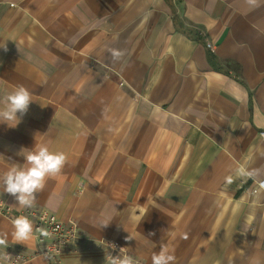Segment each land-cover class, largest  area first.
Masks as SVG:
<instances>
[{
  "label": "crops",
  "instance_id": "obj_1",
  "mask_svg": "<svg viewBox=\"0 0 264 264\" xmlns=\"http://www.w3.org/2000/svg\"><path fill=\"white\" fill-rule=\"evenodd\" d=\"M3 43L0 101H34L0 124V173L35 143L68 160L31 208L0 186V255L46 264L11 236L46 209L78 228L62 264H264V0H0Z\"/></svg>",
  "mask_w": 264,
  "mask_h": 264
},
{
  "label": "clouds",
  "instance_id": "obj_2",
  "mask_svg": "<svg viewBox=\"0 0 264 264\" xmlns=\"http://www.w3.org/2000/svg\"><path fill=\"white\" fill-rule=\"evenodd\" d=\"M0 48L7 51L6 43L0 44ZM34 101L32 93L24 86L14 87L0 101V124L15 128L21 123L27 114L30 104ZM23 164L11 162L7 170L0 173V186L4 193L14 197L16 203L23 208H31L36 202L37 194L42 191L50 178L62 173L68 157L63 151L50 150L44 143L36 144L27 150L23 155ZM240 175L252 177L255 170L239 169ZM259 188L264 189V181L259 183ZM110 221H101L99 227H107ZM13 231L11 232L14 243L25 244L33 236L34 231L47 235L43 228H35L33 222L26 216L20 215L11 221ZM128 239H131L130 236ZM9 246V234L0 232V248L6 249ZM115 248V245H111ZM113 256L108 254V264H135L133 258L127 254ZM11 256L5 251L0 255V261L5 264L10 262ZM174 257L165 250L154 253L152 264H172Z\"/></svg>",
  "mask_w": 264,
  "mask_h": 264
},
{
  "label": "built area",
  "instance_id": "obj_3",
  "mask_svg": "<svg viewBox=\"0 0 264 264\" xmlns=\"http://www.w3.org/2000/svg\"><path fill=\"white\" fill-rule=\"evenodd\" d=\"M207 46L211 45L207 43ZM258 133L261 141L264 142V129ZM9 212L10 207L0 200V213L7 215ZM23 214L32 219L35 228H43L47 232V235H44L34 231L36 240L41 244L34 255H41L46 264H62L61 254L66 250L73 249L72 246L77 239L78 228L76 223L73 220L62 221L46 209H33L24 211ZM118 254L111 255L116 256ZM31 256L33 255L27 257L17 252L11 257L9 264H19ZM104 264H108V260Z\"/></svg>",
  "mask_w": 264,
  "mask_h": 264
}]
</instances>
